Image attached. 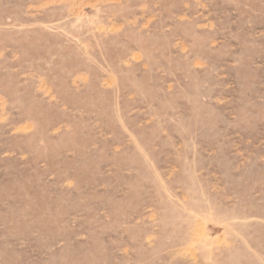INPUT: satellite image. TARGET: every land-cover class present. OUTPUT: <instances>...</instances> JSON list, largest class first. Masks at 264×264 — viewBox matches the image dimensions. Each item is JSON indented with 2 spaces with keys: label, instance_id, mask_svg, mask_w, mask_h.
Listing matches in <instances>:
<instances>
[{
  "label": "rangeland",
  "instance_id": "1",
  "mask_svg": "<svg viewBox=\"0 0 264 264\" xmlns=\"http://www.w3.org/2000/svg\"><path fill=\"white\" fill-rule=\"evenodd\" d=\"M0 264H264V0H0Z\"/></svg>",
  "mask_w": 264,
  "mask_h": 264
}]
</instances>
